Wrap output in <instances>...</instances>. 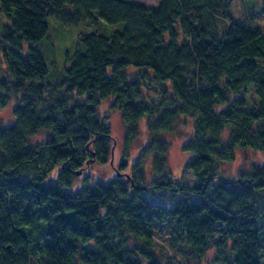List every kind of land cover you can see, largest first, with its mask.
Listing matches in <instances>:
<instances>
[{
    "label": "trees",
    "instance_id": "16d2710c",
    "mask_svg": "<svg viewBox=\"0 0 264 264\" xmlns=\"http://www.w3.org/2000/svg\"><path fill=\"white\" fill-rule=\"evenodd\" d=\"M158 1L0 0V264H264V162L224 173L238 149L264 153V28L231 21V0ZM48 19L92 29L58 50ZM103 106L125 157L142 118L146 143L119 163L128 175L73 192L78 169L108 161ZM188 124L190 187L167 164V135Z\"/></svg>",
    "mask_w": 264,
    "mask_h": 264
},
{
    "label": "rangeland",
    "instance_id": "374dc122",
    "mask_svg": "<svg viewBox=\"0 0 264 264\" xmlns=\"http://www.w3.org/2000/svg\"><path fill=\"white\" fill-rule=\"evenodd\" d=\"M261 0H231L230 3V16L231 21L235 23L245 25L250 28L258 27L264 28V12L261 6ZM135 3L146 7H155L158 5V0H134ZM4 18L0 15V22H3ZM222 20H216L217 26L221 27ZM107 29L112 31L115 28H119L120 24L109 25L104 23ZM49 29L48 32L51 34L53 39V46L56 49L62 50L64 47H69L74 45V39L76 38V33L82 30L89 31L92 27L89 26H78V27H67L61 25L58 21L54 19H48L47 23ZM63 26L62 27H60ZM117 25V26H116ZM45 48V47H43ZM1 51V43H0ZM60 51L53 53V56L49 55L51 61V67L57 71L60 69L61 65V55ZM0 70L4 72V62L0 52ZM131 73H136V70H130ZM150 75V74H149ZM1 76V71H0ZM147 90L146 96L152 102H157V97L154 95L153 88L154 85L149 81L144 82ZM250 100L252 101L251 93H249ZM103 114L107 117V122L110 127L111 132V151L106 164H96L94 161L87 163L86 166L78 169L77 180L74 182L71 188L73 192L83 183V177L87 176L89 182L92 185L95 181H109V178L113 176H126L130 172V167H127L123 171L118 170L119 163L122 161L127 162L130 165L131 161H134L140 151L141 146L146 142L144 139L146 120L144 118L137 121L139 132L141 131V136L131 139L128 143L127 151L128 155H124V126L120 116V113L116 110H109L106 106L102 107ZM12 106L7 105L0 108V120L3 124H8L11 121ZM191 126L188 124L183 128V133L173 132L167 135V139L170 142L167 164L170 169L172 177L179 181L184 186L190 187L194 183V177L192 173L186 168L187 160L190 155L183 149V143L186 136L185 133H190ZM264 162V153L255 151L252 149H238L236 151L235 158L232 162L224 164V173L230 176L237 175L246 172L250 169L251 164H261ZM144 197L147 199L149 204H162L166 207L171 206L169 199L161 201L157 196H151V194L145 193ZM178 197V195H176ZM211 253L209 252L207 256L201 260L199 264H208V259Z\"/></svg>",
    "mask_w": 264,
    "mask_h": 264
}]
</instances>
